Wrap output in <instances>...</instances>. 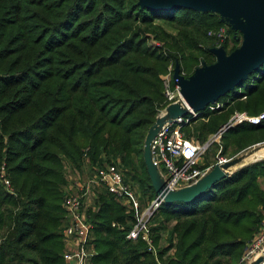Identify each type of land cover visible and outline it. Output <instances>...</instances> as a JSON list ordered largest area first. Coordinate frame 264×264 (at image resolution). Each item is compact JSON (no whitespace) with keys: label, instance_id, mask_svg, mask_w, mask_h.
I'll return each mask as SVG.
<instances>
[{"label":"trees","instance_id":"trees-1","mask_svg":"<svg viewBox=\"0 0 264 264\" xmlns=\"http://www.w3.org/2000/svg\"><path fill=\"white\" fill-rule=\"evenodd\" d=\"M219 26L210 12L151 10L137 0H0V264H64L65 165L93 173L130 163L154 197L142 144L165 106L162 77L168 63L184 77L213 63L205 32ZM226 36L228 54L239 37L228 28ZM216 102L218 110L182 125L185 137L202 143L233 112L263 113L264 64ZM263 140L264 120L241 122L220 135V154ZM99 187L95 210L84 212L89 264H241L264 216V159L191 202L161 203L158 225H172L165 237L148 227L151 250L125 238L132 212Z\"/></svg>","mask_w":264,"mask_h":264},{"label":"water","instance_id":"water-1","mask_svg":"<svg viewBox=\"0 0 264 264\" xmlns=\"http://www.w3.org/2000/svg\"><path fill=\"white\" fill-rule=\"evenodd\" d=\"M137 5L151 10L183 8L196 12H210L217 15L220 23L239 36L238 46L228 54L221 47L208 49L214 59L213 63L202 64L187 77L180 75L177 63L174 64L171 82L178 88L179 96L192 112H198L206 105L213 104L264 64V0H137ZM164 112L162 117L154 119L149 126L142 144V162L151 189L154 196L161 199L164 204L193 201L216 182L249 164L242 162L259 147H264V144H256L242 155L216 163L191 186L176 191L167 190L151 162L149 144L163 122L183 117L186 111L175 103L168 105ZM229 127V123H226L221 131ZM262 159L264 158L255 161ZM234 166L238 167L230 171ZM248 264H264V250Z\"/></svg>","mask_w":264,"mask_h":264},{"label":"built area","instance_id":"built-area-1","mask_svg":"<svg viewBox=\"0 0 264 264\" xmlns=\"http://www.w3.org/2000/svg\"><path fill=\"white\" fill-rule=\"evenodd\" d=\"M227 27L225 25L214 29L207 30L205 36L214 41L215 48L227 39ZM162 97L165 102L163 109L158 111L155 116L160 118L164 115L165 108L170 104H179L185 109L186 114L183 117H177L165 121L157 129L154 138L149 144L150 159L157 169L159 178L167 190L176 191L193 185L196 181L206 174L208 169H201L198 165V160L201 155L207 150L209 143H198L191 138L185 137L182 132V125L196 117L195 112H192L183 102L178 94V88L172 84L171 75L162 77ZM221 107L219 103H214L207 107V110L214 111ZM264 120V113L256 116L247 117L245 114H237L229 119V125L247 122L255 125ZM226 159H219L221 163ZM92 178L89 181L91 184L102 186L105 191L116 199H121L128 208L133 211L134 223L126 233L125 238L128 240L140 239L143 241L147 250H151V240L148 232V219L160 204L161 199L154 196V199L149 202L146 207L140 209L136 199L121 178V174L114 165H106L103 168L93 171ZM2 184L7 187V182L2 179ZM62 208L65 212V222L62 228L64 242L67 239L73 241L74 247L72 250L64 251L63 261L65 264H89V236L90 226L86 222L82 211V202L77 195H66L62 200ZM264 239V219L261 222L259 232L254 236L251 245L247 247L240 259V263L251 255V252Z\"/></svg>","mask_w":264,"mask_h":264},{"label":"rangeland","instance_id":"rangeland-1","mask_svg":"<svg viewBox=\"0 0 264 264\" xmlns=\"http://www.w3.org/2000/svg\"><path fill=\"white\" fill-rule=\"evenodd\" d=\"M150 37H152V35H149V41L147 42V43H149V45H151L153 47L161 46V43H159L158 41L151 40ZM238 42H239V39H238ZM202 64H204V63L199 62L195 68L201 66ZM173 66H174V64L168 63L167 68H166V73L164 76L169 77L171 75ZM185 77H187V76H185ZM237 114H243V113L233 112L231 114V116L229 117V119H231L233 116L235 117V115H237ZM258 114H260V113H258ZM247 117H250V116H247ZM229 119L224 124L219 125L217 127L216 131L213 134L209 135L207 137V139L204 141V142H208L209 146H208L207 150L204 152V154L199 157L198 165L201 169H208V171H209L216 163H218L219 159H228V158H231L233 156L242 155L243 153H245L246 151H248L252 147H255L256 144H258V145L264 144L263 143L264 140H263L261 142L249 145V146H247V147H245L239 151H236V152L233 150H230V151L228 150L225 155H221L220 154V150H221L220 135L225 131V130H223V131H221V130H222V126L225 125L226 123H228ZM195 120H197V118H195ZM198 120H200V119H198ZM191 126H188V127H191ZM192 140L199 142L195 138H192ZM204 142H202V143H204ZM263 157H264V151L263 152L260 151L258 153H254L249 158L248 161L250 162V161L257 160V159L263 158ZM116 162H118V161H116ZM114 164L121 174L122 181L127 186L130 187V191L133 194V198L136 199V201L138 203V207L140 209H142L143 207H146L149 204V202L154 199V197H150V196H148L147 193H145L146 191L145 192L142 191V185L143 184L141 185L139 183V180H138V178L140 177V174L135 173V174H138L137 177L135 176V174L132 175V172L130 171V167H131L130 163L127 165V167H122L121 165H118L116 163H114ZM87 169H88V167H86V165L84 167H82L80 170L72 169L69 166L65 165V169H64L65 184L62 187V192L64 193V195L65 194L66 195H77L80 197V199H88V203H87V206L85 207V210L82 209L83 213L86 212L87 209H90L91 211L95 210V207H93L92 205L94 203V199L96 196L97 189L98 190L101 189L99 187V185L89 183V181L91 180V178L93 176L92 175L93 173H88ZM130 211L132 212V215H133V211L132 210H130ZM84 216H85V213H84ZM263 219H264V216L261 219V221ZM158 220H159V217H157L155 210L152 211L151 217H149V219H148V227L149 228H157L158 233L159 234L161 233L162 236L165 237L167 232L169 231L171 225H172V222H163L160 225H158V223L160 222V220H159V222H158ZM162 239H164V238H162ZM249 243H248L249 245L247 244L248 246L246 245L247 247H249L251 245V242H249ZM262 243H263V241L256 247V249L254 251L251 252V255L249 256L247 261L244 260L243 263H241V264H248L250 260L252 261L254 258H250V257L253 255V253L255 251L259 250ZM88 249H89V253L91 254L92 252L90 251V248H88ZM245 249H244V251H245Z\"/></svg>","mask_w":264,"mask_h":264},{"label":"bare ground","instance_id":"bare-ground-1","mask_svg":"<svg viewBox=\"0 0 264 264\" xmlns=\"http://www.w3.org/2000/svg\"><path fill=\"white\" fill-rule=\"evenodd\" d=\"M214 103H217V102H214ZM214 103H213V104H214ZM213 104H208V105H206L202 110H200V111H198V112H195L196 117H197V115H198L201 111H203L205 108H207L208 106H211V105H213ZM234 125H236V124H234ZM234 125H231L230 127H232V126H234ZM230 127H229V128H230ZM191 139H192V138H191ZM260 151H261V152L264 151V147H263V146H262V147H259L258 150H257L255 153H258V152H260ZM253 154H254V153H253ZM253 154L249 155L246 159H244L242 163H245V164H247V163L250 164V162L254 163L253 161H255V160L250 161V162L248 161L249 158H250ZM263 158H264V157H263ZM259 159H261V158H259ZM257 160H258V159H257ZM255 162H256V161H255ZM237 167H238V166H234L233 168L230 169V171H233L234 168L236 169ZM207 172H208V171H207ZM207 172H206V173H207ZM204 175H205V174H204ZM196 182H197V181H196ZM196 182H195V183H196ZM161 203H163V202H160V204H161ZM160 204H159V205H160ZM159 205H158V206H159ZM158 206H157V207H158ZM263 250H264V240H263V243H262V245L260 246L259 250L255 251V252L253 253V255H252L250 258H255V257L258 256V255L260 254V252L263 251ZM248 258H249V257H248ZM248 258H246L245 260L247 261ZM250 261H251V260H250ZM250 261H249V262H250Z\"/></svg>","mask_w":264,"mask_h":264},{"label":"crops","instance_id":"crops-1","mask_svg":"<svg viewBox=\"0 0 264 264\" xmlns=\"http://www.w3.org/2000/svg\"><path fill=\"white\" fill-rule=\"evenodd\" d=\"M82 202V209L85 210V207L87 206L88 199H81ZM74 247L73 241L71 239H67L64 242V251L72 250ZM71 264V263H68Z\"/></svg>","mask_w":264,"mask_h":264}]
</instances>
